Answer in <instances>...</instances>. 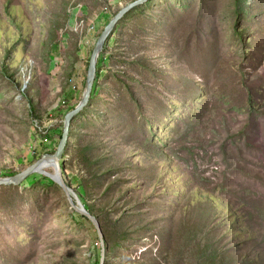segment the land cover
<instances>
[{
	"label": "rangeland",
	"instance_id": "rangeland-1",
	"mask_svg": "<svg viewBox=\"0 0 264 264\" xmlns=\"http://www.w3.org/2000/svg\"><path fill=\"white\" fill-rule=\"evenodd\" d=\"M130 1L0 0V177L55 150L98 35ZM244 7L151 0L106 39L61 155L104 229L103 264H264V0ZM34 174L0 186V264H93L91 231Z\"/></svg>",
	"mask_w": 264,
	"mask_h": 264
},
{
	"label": "water",
	"instance_id": "water-1",
	"mask_svg": "<svg viewBox=\"0 0 264 264\" xmlns=\"http://www.w3.org/2000/svg\"><path fill=\"white\" fill-rule=\"evenodd\" d=\"M147 0H132L123 6H121L113 16L108 20L100 34L98 35L94 46L92 47L91 54L88 60L87 70H85L84 83L81 91L80 98L78 102L69 110L63 113L60 138L57 143V146L53 153H44L37 160L20 170L19 172L10 175L0 177V186L2 185H19L24 179H26L31 174L37 173L38 167L45 162H49L52 165L54 170L55 178L49 177L51 180L56 182L64 192V196L71 210L75 211L78 214H81L89 219L93 224L96 231V235L100 245V257L99 263H104V236L101 230L100 223L98 219L91 214L89 211L85 210L81 203H79L76 195L71 191V189L66 185L63 180L62 171H61V155L66 143V138L68 134V126L70 119L74 116L79 110H81L89 101V97L92 90V85L96 75V62L98 55L100 54L105 41L109 34L112 32L116 22L130 9L133 7L139 6L146 2Z\"/></svg>",
	"mask_w": 264,
	"mask_h": 264
},
{
	"label": "trees",
	"instance_id": "trees-1",
	"mask_svg": "<svg viewBox=\"0 0 264 264\" xmlns=\"http://www.w3.org/2000/svg\"><path fill=\"white\" fill-rule=\"evenodd\" d=\"M150 1L151 0H147L142 5H147ZM136 7H138V6H136ZM136 7H133L132 9H135ZM244 8H245L244 7V0H234V9H233V12H234V15L237 17V19H239L240 15L244 13ZM237 24L238 23H236V25L234 27L235 28V33L238 35V37H240L241 36V32L237 30V28H238ZM115 26H114V31H115ZM109 37H107V38H109ZM104 49H105V46H103V48H102V50H101V52H100V54L98 55V58H97V62H96V75H95V79H94V82H93V85H92V90H91V94H90V97H89V101L92 98V96L94 95V92H95L96 87H97V83L96 82H97V79L100 77V72H101V69H102V65L104 64V58H105ZM242 79H243V77H242ZM244 87H245V90H246V92H245L246 93V97H245V101L246 102H245V105H244L245 108L241 107V110H245L246 117L248 119L250 116L251 117L253 116V112L256 111V109L253 108V105L254 104L252 102V97H251L252 93H251L250 88L248 86H246V85H244ZM72 107L67 108L66 111L69 110V109H71ZM199 116H200V113L195 116V119H198ZM195 119H193L192 121H189V124L193 126V124L196 123V120ZM60 131H61V129H59V133L57 135V138L58 139L54 143V148L53 149L56 148L57 143L59 141ZM68 133H69V128H68ZM53 152L54 151L52 150L51 152H48V153L51 154ZM44 153H47V152H44ZM44 153H42V154H44ZM42 154L34 156V161L37 160ZM60 164H61V171H62V174H63L62 156H61ZM10 174L13 175L15 173H11L10 172ZM35 177H36L35 174H31L26 179H24L18 186H28V187L33 186L35 183H37V182H35V179H36ZM29 178H32V179L29 180ZM27 182H29V184H27ZM39 183H42V184H44V183H50V184H52L53 182L51 180L47 179L46 177H41V178H39ZM66 185H67V183H66ZM2 186H10V185H2ZM76 194H77V198L80 200L81 205L83 206V208L85 210H89L90 211L89 205L85 204L84 201L82 200V197L81 196L83 194V190L82 189H79ZM71 217H72L73 220H75L77 222H80L81 224L87 226V229H88L89 233L91 231V234H92L91 237H93V239L95 240L94 243H95V245L97 247L96 249H97V252H98L97 259L94 260V263L93 264H98L99 263V257H100V246H99V241H98V238H97V235H96V231L94 229L93 224L89 221V219L87 217H85V216H83L81 214H78V213H76L73 210H71ZM100 226H101V224H100ZM101 230H102V233L104 235V229H103L102 226H101Z\"/></svg>",
	"mask_w": 264,
	"mask_h": 264
},
{
	"label": "bare ground",
	"instance_id": "bare-ground-1",
	"mask_svg": "<svg viewBox=\"0 0 264 264\" xmlns=\"http://www.w3.org/2000/svg\"><path fill=\"white\" fill-rule=\"evenodd\" d=\"M48 166H51V164H49V162H45L43 163L41 166L38 167V174H42V175H45V176H49V177H52V178H55V175H54V170L52 171V173L50 172H46L45 169L48 167ZM53 169V167H52Z\"/></svg>",
	"mask_w": 264,
	"mask_h": 264
}]
</instances>
